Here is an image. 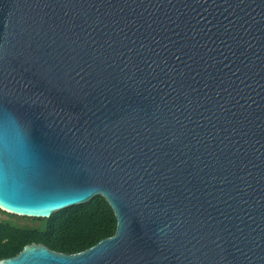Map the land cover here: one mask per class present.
<instances>
[{
  "label": "water",
  "instance_id": "95a60500",
  "mask_svg": "<svg viewBox=\"0 0 264 264\" xmlns=\"http://www.w3.org/2000/svg\"><path fill=\"white\" fill-rule=\"evenodd\" d=\"M99 196L113 237L0 264H264V0H0V210Z\"/></svg>",
  "mask_w": 264,
  "mask_h": 264
},
{
  "label": "trees",
  "instance_id": "16d2710c",
  "mask_svg": "<svg viewBox=\"0 0 264 264\" xmlns=\"http://www.w3.org/2000/svg\"><path fill=\"white\" fill-rule=\"evenodd\" d=\"M19 219L0 210V262L17 256L34 243L62 254H78L113 237L117 230L114 211L101 196L57 212L48 219L24 218L31 225L18 224Z\"/></svg>",
  "mask_w": 264,
  "mask_h": 264
},
{
  "label": "rangeland",
  "instance_id": "374dc122",
  "mask_svg": "<svg viewBox=\"0 0 264 264\" xmlns=\"http://www.w3.org/2000/svg\"><path fill=\"white\" fill-rule=\"evenodd\" d=\"M16 222H17L18 224H21V225H24V224H30V225H31V222H27V221H25L24 218H21V219H19V220H16Z\"/></svg>",
  "mask_w": 264,
  "mask_h": 264
}]
</instances>
